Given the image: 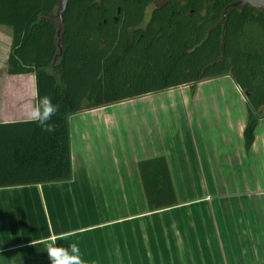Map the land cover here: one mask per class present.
I'll return each mask as SVG.
<instances>
[{"label": "crops", "instance_id": "0c3cea01", "mask_svg": "<svg viewBox=\"0 0 264 264\" xmlns=\"http://www.w3.org/2000/svg\"><path fill=\"white\" fill-rule=\"evenodd\" d=\"M2 26L0 123L29 121L36 77L8 73ZM247 122L231 76L72 115V180L0 188V264H50L52 242L84 264H264V117L249 150ZM161 156L178 204L150 212L138 164Z\"/></svg>", "mask_w": 264, "mask_h": 264}, {"label": "trees", "instance_id": "16d2710c", "mask_svg": "<svg viewBox=\"0 0 264 264\" xmlns=\"http://www.w3.org/2000/svg\"><path fill=\"white\" fill-rule=\"evenodd\" d=\"M236 1L69 0L60 20V0H0L8 73L34 74L37 101L58 105L52 132L0 123V188L72 180V115L223 76L246 94L249 150L264 117V11ZM138 168L150 212L178 204L165 157Z\"/></svg>", "mask_w": 264, "mask_h": 264}, {"label": "clouds", "instance_id": "9594fccd", "mask_svg": "<svg viewBox=\"0 0 264 264\" xmlns=\"http://www.w3.org/2000/svg\"><path fill=\"white\" fill-rule=\"evenodd\" d=\"M57 111L58 105L53 104L50 97L41 96L28 115L42 130L52 132L53 126L48 122ZM46 252L50 264H84L80 248L75 243L65 247L52 242L47 244Z\"/></svg>", "mask_w": 264, "mask_h": 264}, {"label": "water", "instance_id": "95a60500", "mask_svg": "<svg viewBox=\"0 0 264 264\" xmlns=\"http://www.w3.org/2000/svg\"><path fill=\"white\" fill-rule=\"evenodd\" d=\"M69 4V0H60L57 16L61 20L63 14L66 12ZM247 6L260 8L264 11V0H238L232 3L228 8L232 9H243ZM246 95V94H245Z\"/></svg>", "mask_w": 264, "mask_h": 264}, {"label": "rangeland", "instance_id": "374dc122", "mask_svg": "<svg viewBox=\"0 0 264 264\" xmlns=\"http://www.w3.org/2000/svg\"><path fill=\"white\" fill-rule=\"evenodd\" d=\"M154 6H155V5L151 4V5L147 8V10H146L145 24H146V22L148 21V19L150 18V14H151V12H152ZM2 27L5 28V29H8V30H11L10 28H8V27H6V26H2ZM212 80H213V79H212ZM204 86L209 87V84H206V85H204ZM201 89H204V88H201ZM209 89H210V87L204 89V93H203L204 96H206V95L208 94ZM192 91H193V90H192ZM198 93H200V91H199ZM263 129H264V126H261L259 131H262Z\"/></svg>", "mask_w": 264, "mask_h": 264}, {"label": "flooded vegetation", "instance_id": "af4514ba", "mask_svg": "<svg viewBox=\"0 0 264 264\" xmlns=\"http://www.w3.org/2000/svg\"><path fill=\"white\" fill-rule=\"evenodd\" d=\"M149 20V19H148ZM148 22V21H147Z\"/></svg>", "mask_w": 264, "mask_h": 264}]
</instances>
